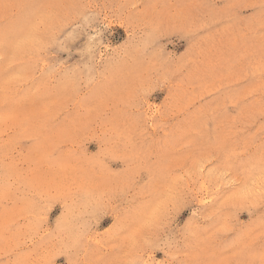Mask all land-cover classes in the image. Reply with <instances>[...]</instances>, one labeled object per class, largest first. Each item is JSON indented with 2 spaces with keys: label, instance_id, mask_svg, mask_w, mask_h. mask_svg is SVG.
I'll return each mask as SVG.
<instances>
[{
  "label": "rangeland",
  "instance_id": "obj_1",
  "mask_svg": "<svg viewBox=\"0 0 264 264\" xmlns=\"http://www.w3.org/2000/svg\"><path fill=\"white\" fill-rule=\"evenodd\" d=\"M0 264H264V0H0Z\"/></svg>",
  "mask_w": 264,
  "mask_h": 264
}]
</instances>
